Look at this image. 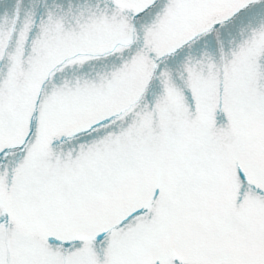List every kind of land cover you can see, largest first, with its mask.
I'll return each mask as SVG.
<instances>
[{"label": "snow or ice", "instance_id": "obj_1", "mask_svg": "<svg viewBox=\"0 0 264 264\" xmlns=\"http://www.w3.org/2000/svg\"><path fill=\"white\" fill-rule=\"evenodd\" d=\"M0 264H264V0H0Z\"/></svg>", "mask_w": 264, "mask_h": 264}]
</instances>
